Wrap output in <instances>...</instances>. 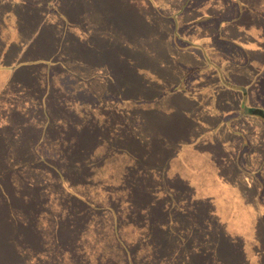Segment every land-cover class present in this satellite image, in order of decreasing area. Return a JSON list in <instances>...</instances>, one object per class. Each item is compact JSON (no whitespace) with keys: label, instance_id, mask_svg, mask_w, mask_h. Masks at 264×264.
I'll use <instances>...</instances> for the list:
<instances>
[{"label":"rangeland","instance_id":"374dc122","mask_svg":"<svg viewBox=\"0 0 264 264\" xmlns=\"http://www.w3.org/2000/svg\"><path fill=\"white\" fill-rule=\"evenodd\" d=\"M0 264H264V0H0Z\"/></svg>","mask_w":264,"mask_h":264}]
</instances>
